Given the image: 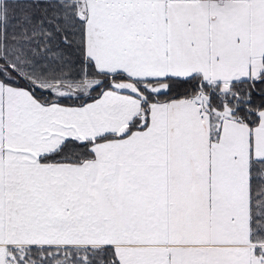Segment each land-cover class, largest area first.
I'll return each instance as SVG.
<instances>
[{"label":"snow or ice","instance_id":"6c2138e0","mask_svg":"<svg viewBox=\"0 0 264 264\" xmlns=\"http://www.w3.org/2000/svg\"><path fill=\"white\" fill-rule=\"evenodd\" d=\"M0 264H264V0H0Z\"/></svg>","mask_w":264,"mask_h":264}]
</instances>
